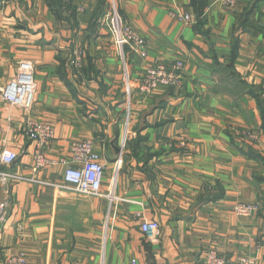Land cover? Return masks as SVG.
I'll return each instance as SVG.
<instances>
[{"label":"crops","instance_id":"1","mask_svg":"<svg viewBox=\"0 0 264 264\" xmlns=\"http://www.w3.org/2000/svg\"><path fill=\"white\" fill-rule=\"evenodd\" d=\"M144 41L120 48L110 0H0V88L34 68L31 111L0 103V264H204L216 250L264 264V0H117ZM171 11L190 14L192 24ZM85 52L80 68L74 50ZM184 63L181 85L140 92L146 68ZM29 120L54 128L37 172ZM105 167L101 196L65 188L73 146ZM260 203L251 218L238 204Z\"/></svg>","mask_w":264,"mask_h":264},{"label":"built area","instance_id":"2","mask_svg":"<svg viewBox=\"0 0 264 264\" xmlns=\"http://www.w3.org/2000/svg\"><path fill=\"white\" fill-rule=\"evenodd\" d=\"M222 4L228 8H233L241 2V0H220ZM172 19L184 24L194 23V19L190 14L181 11H171ZM110 18V17H109ZM108 18V23H109ZM111 33L115 38L118 47L123 48L130 46L135 52L142 56L146 55L143 50V39L119 16L115 11L111 20V26L108 25ZM85 52L83 48H78L71 55V65L80 68L83 64ZM184 68V63L178 61L173 67L164 65H156L146 68L140 79V92L148 96L161 88L180 87V72ZM36 95V82L34 78V68L28 62L19 64V73L7 87L0 88V103H10L19 106L26 111H31ZM26 136L30 141L35 142V162L34 171L46 166L48 160L45 152L48 144L54 140L55 131L52 125L29 120L26 124ZM74 161L77 165L69 166L64 172L65 188L77 193L81 196L97 197L101 196L102 186L104 182L105 167L101 162L100 155L94 150L90 141H83L73 146ZM19 156L16 152L9 150L0 151V182L7 185L10 182H18L25 180L17 174L4 172L3 167L12 166ZM1 210L6 208V204L0 206ZM261 209L260 203L238 204L235 206V214L241 218H251L255 216ZM254 259L239 257L237 264H255ZM3 264H34L24 254H19L5 258ZM130 264H137L136 260H132ZM204 264H229V260L220 255L216 250L210 249L206 251L204 256Z\"/></svg>","mask_w":264,"mask_h":264},{"label":"rangeland","instance_id":"3","mask_svg":"<svg viewBox=\"0 0 264 264\" xmlns=\"http://www.w3.org/2000/svg\"><path fill=\"white\" fill-rule=\"evenodd\" d=\"M110 2H111V12H110V18H109V24H110V26H111V20H112V18H113V16H114V13H115V11H117L118 12V8H117V0H110ZM118 14H119V12H118ZM119 16H120V14H119ZM121 17V16H120ZM122 18V17H121ZM122 20H123V18H122ZM190 25V24H189Z\"/></svg>","mask_w":264,"mask_h":264}]
</instances>
